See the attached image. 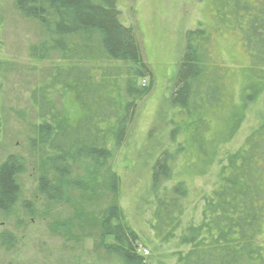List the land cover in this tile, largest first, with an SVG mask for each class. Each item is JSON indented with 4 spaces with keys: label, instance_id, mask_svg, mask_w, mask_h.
I'll list each match as a JSON object with an SVG mask.
<instances>
[{
    "label": "trees",
    "instance_id": "16d2710c",
    "mask_svg": "<svg viewBox=\"0 0 264 264\" xmlns=\"http://www.w3.org/2000/svg\"><path fill=\"white\" fill-rule=\"evenodd\" d=\"M212 1L216 18L221 12L220 22L228 20L226 30L242 37L249 67L242 73L241 100L233 102L227 93L225 101L220 81L225 76L227 92L229 73L227 78L222 75L225 67L213 59L211 30L203 26L187 34L170 104L180 120L174 122L176 134L181 131L187 137L182 146L190 163L188 173L191 166L196 168L204 161L196 157V146L212 155L195 174L209 169L219 149L238 132L248 107L264 91V0ZM15 4L48 38L28 48L30 60L45 61L52 53L59 54L60 65L31 91L30 102L37 116L35 142L46 149V162L54 174L49 178L47 171L39 179V191L49 200H62L74 187L75 165L104 164L124 143L138 103L152 90L153 74L144 63L134 29L121 22L117 0H15ZM3 27L0 14V53L4 49ZM4 70L0 56V90ZM143 79L149 84H140ZM204 112L211 122L189 129L187 120L194 123ZM219 117L225 122L217 128L212 122ZM2 131L0 108V136ZM172 159L171 153L164 151L156 160L152 168L155 187L170 177ZM25 168L16 156L0 164V211L10 212L17 205L19 177ZM118 185L115 178L110 183L115 200ZM187 194V187L179 183L172 190L165 188L153 201L151 226L157 240L168 244L178 238L188 248L178 254L176 264H264V120L240 149L227 155L216 187L203 199L199 224L177 237ZM123 220L117 205L102 217V236L114 241L106 248L132 264H143L135 245L138 237Z\"/></svg>",
    "mask_w": 264,
    "mask_h": 264
},
{
    "label": "rangeland",
    "instance_id": "374dc122",
    "mask_svg": "<svg viewBox=\"0 0 264 264\" xmlns=\"http://www.w3.org/2000/svg\"><path fill=\"white\" fill-rule=\"evenodd\" d=\"M117 7L121 22L135 31L144 63L153 74L152 90L138 103L125 141L116 148L113 157L104 164L75 165L74 187L64 193L62 200L52 201L39 191V179L47 171L49 178L54 174L46 162V149L35 142L37 116L30 93L60 65L59 54L52 53L45 61L30 60L28 48L46 42L45 31L37 22L23 17L15 0H0L4 20V49L0 56L5 61L0 90L3 117L0 164L9 156H16L26 167L19 177L21 194L17 205L10 212L0 211V264H132L113 250L108 251L106 247L114 241L102 236L101 219L114 205L122 210L123 222L138 237L135 245L143 264H176L178 254L188 248L178 238L168 244L157 240L151 226L155 196L161 195L165 188L172 190L183 183L188 194L177 237L189 226L199 224L203 199L216 187L227 155L240 149L264 120L263 91L248 107L238 132L219 149L209 169L195 174L212 157L211 153L204 154V147L196 146V157L204 161L196 168L191 166L188 173L186 166L190 163L182 146L187 137L181 131L176 134L174 122L180 120L170 104L187 34L203 26L211 30L213 59L225 67L222 75L227 78L229 73L227 92L223 86L225 76L220 87L225 101L228 93L233 102L241 98L242 73L249 67L242 37L226 30L228 20L225 24L220 22L221 12L216 18L212 0H117ZM140 84L148 85L149 80L143 79ZM206 114H199L194 123L188 119L187 127L208 125L211 121ZM224 122L219 117L212 124L220 128ZM219 137L224 139V135ZM164 151L173 157L171 175L155 187L152 168ZM114 178L119 183L116 200L110 191Z\"/></svg>",
    "mask_w": 264,
    "mask_h": 264
}]
</instances>
